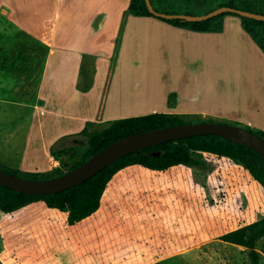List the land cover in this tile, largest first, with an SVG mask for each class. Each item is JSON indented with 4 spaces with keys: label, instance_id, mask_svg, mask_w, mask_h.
<instances>
[{
    "label": "rangeland",
    "instance_id": "rangeland-1",
    "mask_svg": "<svg viewBox=\"0 0 264 264\" xmlns=\"http://www.w3.org/2000/svg\"><path fill=\"white\" fill-rule=\"evenodd\" d=\"M129 1L109 0L104 9H95L90 15L96 25L103 20L111 22L103 34L110 41L101 39L98 47L104 52L108 49L109 57L118 56L117 66L122 62L121 67L124 64L128 69L124 76L126 85L134 96L140 95L138 103L153 105L156 112H166L163 91L169 78L172 84L175 81L174 88L179 81H189V90L187 85L184 90L186 97L175 107L180 113L168 114L185 122L227 123L264 134V54L242 29L239 17L224 16L221 31L194 32L154 17H137L129 12ZM11 2L37 11L30 19L33 25L43 23L45 7L40 0ZM46 9L49 21L46 31L38 43L30 44L36 53L41 44L48 51L57 49L53 42L54 22L59 25L63 15L59 12L56 16L50 0ZM21 29L24 31L25 27ZM31 29L32 35L41 34L40 28ZM115 37H121V43L111 40ZM73 42L57 50L58 56L49 69L54 74L52 86L60 87L59 94L65 89L62 86L70 82L89 87L102 79L99 75L95 77L94 71L88 73L86 67L104 63L106 57L79 54ZM16 46L22 50L27 45ZM7 60L4 58L0 63L6 65L10 62ZM2 67L9 69L7 65ZM39 68L40 63L31 67L33 80L36 70L39 80ZM23 71L27 75L29 70L17 65L16 76ZM23 90L15 97L30 100V93ZM66 136L62 142L65 146L81 141L78 132ZM201 155L207 167L186 169L190 174L183 179L167 177L158 182L156 174L139 168L147 180L137 182L134 190L131 187L122 190L119 183L112 182L100 210L77 225L69 226L66 214L42 204L28 205L12 215L0 212V264H246L244 247L218 237L264 215V211L259 212V208L264 209V190L248 171L229 159ZM129 218L133 225L128 224ZM136 232L143 238L154 235L159 244L172 240L174 234L191 236L193 244H198L190 251H173L166 246L165 250L156 251L154 247L130 243L128 236L137 235ZM263 243L264 239L258 242V252ZM259 264H264L261 254Z\"/></svg>",
    "mask_w": 264,
    "mask_h": 264
},
{
    "label": "crops",
    "instance_id": "crops-1",
    "mask_svg": "<svg viewBox=\"0 0 264 264\" xmlns=\"http://www.w3.org/2000/svg\"><path fill=\"white\" fill-rule=\"evenodd\" d=\"M50 1L53 3L56 16H59V12L63 15L60 18L61 23L59 25L54 22L53 42L57 44V49L48 51L46 45L41 44L40 51L36 53L32 51L30 44L38 43V40L42 39V35L49 24L46 9L48 0H40V5L45 7V17L40 25H33L30 22V19L36 15V10L21 6L11 2V0H0V7H3V9L0 8V61L4 58L10 61L6 63L9 66L8 70L2 67L6 66L4 62L0 63V163L11 169L28 172L56 169L59 160L49 153V148L63 136L81 131L88 122L108 125L117 119L142 116L158 111L155 110L153 105L143 106V102L138 103L140 95L134 96L129 87L127 88L128 84L124 76L129 73L128 69L124 67V64L121 67L122 62L119 67L117 66L118 56L115 59L109 57V54L106 53L108 49L104 52L98 47L101 39L110 41L103 34L109 28L111 22L103 20L96 25L90 13L95 9L98 11L104 9L109 0ZM15 26L19 27L18 30L15 29ZM33 26L35 29L40 28V35H32L31 28ZM22 27H25L24 31H21ZM42 28H45V30L42 31ZM97 28L98 30H95ZM21 32L24 34H21ZM67 35L68 39H65ZM121 37H115L111 40H116L119 44L121 43ZM72 40L74 41V48L79 54L92 57H98L99 54L103 58L106 57L104 63H93L86 67L88 73L94 71L95 77L99 75L102 79L95 81L94 86L89 87L87 85L79 86L77 82H70L68 86H62V89H65L63 93L59 94L60 87L52 86L55 83L54 74H50L49 69H51L54 59L58 56L57 50L62 45L71 44ZM19 44L27 46H24L21 50L20 47L16 46ZM19 60L24 62L19 64ZM38 63L42 68H39V80L37 81V70L33 80V77L31 78L33 76L31 67L33 65L37 66ZM21 64L23 68L27 67L29 71H27V75L23 71L22 74L16 76L17 65ZM116 75L119 78L117 76L114 79ZM33 83H35L34 95ZM164 83L166 82L164 81ZM99 84L101 85L98 86ZM186 85L187 90H189V81L184 80L179 81L177 87L174 88L175 81L172 84V79L169 78V83L163 91L164 107L167 109L163 110L166 111L163 113H180L175 110V107L179 102H183L186 97L184 96ZM21 90L24 93L27 91L30 93V100H26L24 96L18 99L15 97L16 93ZM129 92H131V96L128 95ZM143 108L148 110L146 112L136 110H142ZM128 110L132 111L127 113ZM80 122L83 123L80 124ZM202 154L216 156L210 153ZM139 168L156 174L159 182V180H165L167 177L173 180L186 178L190 174L186 169L191 170L193 167L178 165L165 171H153L140 166L127 167L113 176L107 189L112 182H116L120 184L122 190H128L129 187L134 190L137 182L147 180V177L139 171ZM183 168L184 171H182ZM133 193V191L130 192L129 196H132ZM147 197V194L143 196L145 200ZM261 211H264L263 207L259 208L260 213ZM129 220H127L128 224L133 225V221L130 218ZM136 234L128 236L130 243L154 247L156 251L165 250L163 246L173 251H190L198 244H193L192 237L185 235H178L177 237L174 234L172 240L167 239L166 243L159 244L157 243L159 240L155 239L154 235L143 238L139 233L136 232Z\"/></svg>",
    "mask_w": 264,
    "mask_h": 264
},
{
    "label": "trees",
    "instance_id": "trees-1",
    "mask_svg": "<svg viewBox=\"0 0 264 264\" xmlns=\"http://www.w3.org/2000/svg\"><path fill=\"white\" fill-rule=\"evenodd\" d=\"M158 12L189 15L206 14L218 7L229 6L245 11L264 14V0H150ZM128 10L137 17H154L173 27L194 32H218L223 28V17L234 15L240 18L242 29L251 37L264 54V21L242 17L234 13H223L203 21L181 19L165 20L153 16L147 9L145 0H130ZM190 124L174 114L163 112L114 120L105 127H96L88 122L78 132V144H62L67 136L50 146L49 153L60 158L61 168L43 172H28L8 168L0 163V168L13 176L30 180H47L72 170L103 149L108 144L123 137L163 127ZM252 132L249 128H245ZM264 139L263 133L252 132ZM202 153H210L227 158L235 165L243 167L264 189V159L254 150L235 144L217 135L192 136L146 147L125 155L106 166L80 185L49 195L26 194L9 189L0 184V212L12 215L31 204H42L66 214L69 226L83 223L100 210L103 194L113 176L120 170L140 166L153 171H165L171 167L184 165L206 168ZM64 155L67 157L64 158ZM221 241L242 246L247 250L246 264H259L260 254L264 256V243L260 252L256 250L264 239V216L249 224L226 232L218 237Z\"/></svg>",
    "mask_w": 264,
    "mask_h": 264
},
{
    "label": "water",
    "instance_id": "water-1",
    "mask_svg": "<svg viewBox=\"0 0 264 264\" xmlns=\"http://www.w3.org/2000/svg\"><path fill=\"white\" fill-rule=\"evenodd\" d=\"M148 11L155 17L171 20L203 21L223 13L264 21V14L222 6L201 15L164 13L156 11L150 0H145ZM217 135L235 144L250 148L264 159V139L245 128L227 123L198 122L173 125L123 137L98 151L87 161L64 174L47 180H30L11 175L0 168V184L26 194L49 195L80 185L106 166L140 149L159 145L170 140L192 136Z\"/></svg>",
    "mask_w": 264,
    "mask_h": 264
}]
</instances>
